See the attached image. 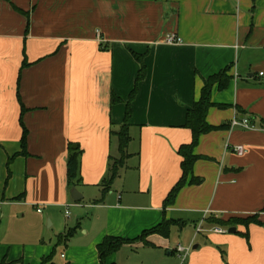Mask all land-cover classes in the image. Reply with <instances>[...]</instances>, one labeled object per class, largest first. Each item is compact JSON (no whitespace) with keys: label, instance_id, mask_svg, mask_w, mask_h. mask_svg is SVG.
Listing matches in <instances>:
<instances>
[{"label":"crops","instance_id":"0c3cea01","mask_svg":"<svg viewBox=\"0 0 264 264\" xmlns=\"http://www.w3.org/2000/svg\"><path fill=\"white\" fill-rule=\"evenodd\" d=\"M169 33L182 43H164ZM140 62L127 156L104 191ZM226 67L206 114L223 127L193 148L188 181H201L164 206L191 140L186 112ZM236 116L256 129H230ZM70 147L80 151L71 188ZM254 214L261 224L212 222ZM163 221L167 237L127 243L106 264H179L178 244L192 245L185 264H264V0H0V264H100L104 237L132 240Z\"/></svg>","mask_w":264,"mask_h":264},{"label":"trees","instance_id":"16d2710c","mask_svg":"<svg viewBox=\"0 0 264 264\" xmlns=\"http://www.w3.org/2000/svg\"><path fill=\"white\" fill-rule=\"evenodd\" d=\"M135 57L137 60H139V57L137 56ZM228 70L229 68L226 67L222 71L212 76H209L207 79H205L198 100L194 102L192 107L186 112L184 127L190 130L191 140L189 143L182 144L178 148V154L181 157L180 166L182 172L179 180L171 188V190L168 192L167 196L165 197L163 201L164 206L169 205L173 202L178 190L186 183V181L190 184H198L201 181L200 179L195 178L194 176H191L190 180L188 181V177L192 172L193 164L199 158L197 155L193 153V148L195 147L198 137L201 134L223 127L222 125L218 127L209 125L206 122V114L208 109L212 105L210 100L211 89L215 84H217V88L220 90L227 85L230 78L228 75ZM144 76H145V68L144 65L140 62V69L138 71L134 83V88L130 93L129 102L126 105L124 123L121 126L120 130L115 134L118 139L119 158L113 159L110 163L109 175L102 183V187L104 191L108 188L109 184L112 183L113 180L117 177L119 168L122 167V165L125 162V158L127 156L126 147L130 138L127 131V118L130 115V101L132 100L133 96L136 93V89L139 81H141L144 78ZM111 100L117 101V98L112 97ZM26 135H27V131L26 129H23L22 137H21V143L23 149L26 142ZM79 157H80V151L78 150V148L73 149L70 147L68 149L66 173H67V181L69 188H71L80 180ZM212 222H215L216 224L224 227L235 226L238 224L248 227V225L250 224H261L256 214L245 218H230L226 221L219 219H212ZM172 223H173L172 221H163L157 226L143 231L138 237L132 240L124 239L121 237H114V236L104 237L102 241L98 243L96 246L99 263L106 264L105 262L106 258L127 243L140 241L144 245H148L149 242L146 241V237L151 234H159L161 236L167 237L169 235L170 226ZM75 230L76 227L70 228L66 231L65 234L58 236V238L64 241L68 239L74 233ZM244 235L246 237L247 233H244ZM222 258L224 259L223 252H222ZM65 264H69V263H65Z\"/></svg>","mask_w":264,"mask_h":264},{"label":"built area","instance_id":"2783aa9c","mask_svg":"<svg viewBox=\"0 0 264 264\" xmlns=\"http://www.w3.org/2000/svg\"><path fill=\"white\" fill-rule=\"evenodd\" d=\"M164 43H166L168 45H176V44L182 43V39L174 33H169V34H166V36L164 38ZM262 75H263V72H259V76H262ZM235 127L239 128V129H243V130H255L256 129L255 125L251 122V120L245 116H242V117L236 116L230 120L229 128L232 129ZM234 151H236V153H238V154H242L244 152L241 147L234 148ZM65 215L68 216L69 212L65 211ZM199 230H200V227H198L196 229V232H199ZM212 231L221 233V232H226V229L222 230L219 227H214L212 229ZM191 249H192L191 244L187 247H184V246L178 244L175 247V251H176L177 256L179 258V264H185L187 254L191 251Z\"/></svg>","mask_w":264,"mask_h":264},{"label":"water","instance_id":"95a60500","mask_svg":"<svg viewBox=\"0 0 264 264\" xmlns=\"http://www.w3.org/2000/svg\"><path fill=\"white\" fill-rule=\"evenodd\" d=\"M70 193H71V197H72V199L74 201H78V200L81 199V196H78L79 194H78V192H77V190L75 188H72L71 191H70ZM234 231H235V228L234 227H231V228L228 229V232L229 233H233ZM196 248H198V246H195L194 247V249H196Z\"/></svg>","mask_w":264,"mask_h":264},{"label":"rangeland","instance_id":"374dc122","mask_svg":"<svg viewBox=\"0 0 264 264\" xmlns=\"http://www.w3.org/2000/svg\"><path fill=\"white\" fill-rule=\"evenodd\" d=\"M68 210L70 211V208H68ZM133 253H136V252H133ZM166 254V257H169V255H167V253H165ZM136 256L138 255V253L137 254H135Z\"/></svg>","mask_w":264,"mask_h":264}]
</instances>
